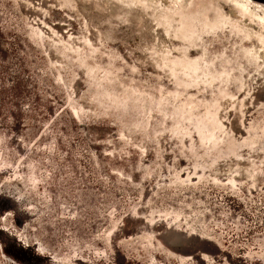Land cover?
<instances>
[{
  "label": "rangeland",
  "instance_id": "1",
  "mask_svg": "<svg viewBox=\"0 0 264 264\" xmlns=\"http://www.w3.org/2000/svg\"><path fill=\"white\" fill-rule=\"evenodd\" d=\"M16 78L0 264H264L263 4L0 0Z\"/></svg>",
  "mask_w": 264,
  "mask_h": 264
},
{
  "label": "trees",
  "instance_id": "2",
  "mask_svg": "<svg viewBox=\"0 0 264 264\" xmlns=\"http://www.w3.org/2000/svg\"><path fill=\"white\" fill-rule=\"evenodd\" d=\"M20 87H21L20 79L16 78L11 82V85L8 88H6L4 85L0 86V97L1 95L10 91L13 93H19ZM126 260H127L126 257H124L120 251H116L115 255L110 259V261H112L113 264H124Z\"/></svg>",
  "mask_w": 264,
  "mask_h": 264
},
{
  "label": "bare ground",
  "instance_id": "3",
  "mask_svg": "<svg viewBox=\"0 0 264 264\" xmlns=\"http://www.w3.org/2000/svg\"><path fill=\"white\" fill-rule=\"evenodd\" d=\"M254 1L260 2L261 4L264 5V0H254ZM262 8H263V7H262Z\"/></svg>",
  "mask_w": 264,
  "mask_h": 264
}]
</instances>
